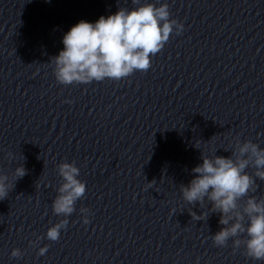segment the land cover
<instances>
[{"label": "clouds", "instance_id": "9594fccd", "mask_svg": "<svg viewBox=\"0 0 264 264\" xmlns=\"http://www.w3.org/2000/svg\"><path fill=\"white\" fill-rule=\"evenodd\" d=\"M132 4L136 6L131 10L120 7L115 14L101 16L95 23L81 20L63 35L64 48L50 62L58 83L89 84L106 78L118 81L135 71L146 72L151 67V57L164 48L170 34L175 30L179 35L183 30V24L170 19L167 3L157 6L132 0ZM201 158L203 163L192 169L197 175L187 186L181 185L184 201L191 205L199 202L203 207L207 198L212 205L210 211L220 213L219 224L223 227L211 236L215 246L225 247L231 239L234 249L243 245L248 257L264 261V198L249 195L257 189L256 178L264 181V148L250 140L241 143L237 138L230 156L208 157L202 153ZM249 167L255 169L254 175L247 173ZM58 172L63 183L52 208L54 214L68 217L75 211V202L85 195L86 184L77 178L80 170L74 162L59 164ZM26 174L22 164L14 170L15 180ZM8 180L6 174H0V200L7 198L14 187ZM81 212L88 209L82 208ZM208 215L191 212L195 221H206ZM83 223H89L87 216ZM67 225L66 218L60 220L47 230V239L59 240ZM47 250V246L41 247L38 255ZM21 255L18 248L11 252L14 258Z\"/></svg>", "mask_w": 264, "mask_h": 264}]
</instances>
